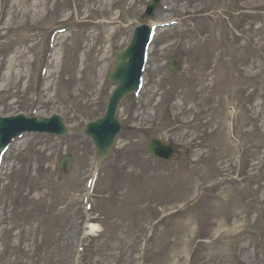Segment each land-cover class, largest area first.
<instances>
[{
  "label": "rangeland",
  "instance_id": "374dc122",
  "mask_svg": "<svg viewBox=\"0 0 264 264\" xmlns=\"http://www.w3.org/2000/svg\"><path fill=\"white\" fill-rule=\"evenodd\" d=\"M148 1L0 0L9 19L0 116H30L41 103L39 118L58 111L70 129L12 145L0 178V264H264V0H166L152 19ZM68 17L34 103L47 37ZM172 19L181 24L158 31L145 89L122 102L117 148L98 163L81 129L106 111L112 49L136 26ZM174 55L181 73L167 70ZM150 137L174 138V160L151 158ZM65 155L73 166L62 175Z\"/></svg>",
  "mask_w": 264,
  "mask_h": 264
},
{
  "label": "water",
  "instance_id": "95a60500",
  "mask_svg": "<svg viewBox=\"0 0 264 264\" xmlns=\"http://www.w3.org/2000/svg\"><path fill=\"white\" fill-rule=\"evenodd\" d=\"M153 10V6L151 10ZM149 11V12H150ZM146 28L141 27L138 28L135 32V38L131 47L124 53L117 55L118 65L114 70V74L111 75L110 80H115L119 83L118 89L115 91L114 95L110 99L109 109H108V116L104 118V121L93 123L85 129V133L89 134L91 138L94 140L95 145L99 151L100 157H105L110 154V140L112 139L113 133L117 132L120 129V126L114 124V112L118 105V103L129 93L132 92L131 89H134L137 83V79L133 78V71L130 70L134 67V71L140 67L139 62V54L142 52L144 33ZM141 36V38L139 37ZM138 39L140 43H138ZM131 55V62L128 63L127 59L130 58ZM133 66V67H132ZM132 67V68H131ZM128 75V77H127ZM137 77V73H136ZM131 81V82H130ZM135 82V84H134ZM19 121L17 123H13L14 121ZM0 119V140L1 137H8L9 139L14 136L20 129H24L25 127L32 126V127H47L54 129L52 132H64V128L62 127L61 122L58 119L54 120H44L43 122L39 123L36 121H27L23 117H17L16 119H12L10 121H6ZM4 122V123H3ZM111 128L114 132L108 131L106 132L107 128ZM56 130V131H55ZM150 150L152 153H158L164 148L156 142L155 146H151ZM70 166V161H67L63 166V171L65 172Z\"/></svg>",
  "mask_w": 264,
  "mask_h": 264
},
{
  "label": "bare ground",
  "instance_id": "6f19581e",
  "mask_svg": "<svg viewBox=\"0 0 264 264\" xmlns=\"http://www.w3.org/2000/svg\"><path fill=\"white\" fill-rule=\"evenodd\" d=\"M35 8H37V5L35 6ZM95 226H93V228H94Z\"/></svg>",
  "mask_w": 264,
  "mask_h": 264
}]
</instances>
